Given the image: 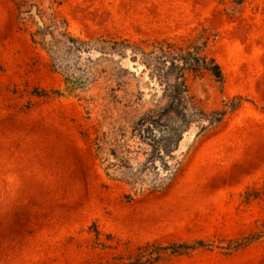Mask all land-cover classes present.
Here are the masks:
<instances>
[{
  "label": "rangeland",
  "instance_id": "1",
  "mask_svg": "<svg viewBox=\"0 0 264 264\" xmlns=\"http://www.w3.org/2000/svg\"><path fill=\"white\" fill-rule=\"evenodd\" d=\"M70 35L117 54L74 91L47 50ZM173 59L171 104L149 71ZM148 255L264 264V0H0V264Z\"/></svg>",
  "mask_w": 264,
  "mask_h": 264
},
{
  "label": "trees",
  "instance_id": "2",
  "mask_svg": "<svg viewBox=\"0 0 264 264\" xmlns=\"http://www.w3.org/2000/svg\"><path fill=\"white\" fill-rule=\"evenodd\" d=\"M91 48H94L93 46H90V44L87 41L78 39L77 37L74 36H67L66 38L62 39H57L53 40L49 46L47 47L49 56L52 60L53 66L58 71L65 79L67 88L71 90H79V89H84L88 87L91 83V76H92V71H91V63L94 61L92 57L90 56H82L83 51H87ZM134 55L132 57L134 60L137 59L136 53L133 52ZM158 55L160 56H167L168 52L167 49H165L164 46L159 47ZM180 60L183 61V64L190 68L191 70H207L209 71L218 81H220L221 84H224L225 82V73L224 70L221 66V64L217 61L215 57H208L207 55H203L199 50L195 51H188L182 57ZM158 63H161V61L153 64H144L146 65V68L149 66L151 68L154 67L151 70L154 72V75L151 74V71H149V81L151 83H155L158 80V87L162 88V94L161 97H169L171 98V104L178 99L177 95L174 94L172 95L170 91V74H171V69L173 66H176V60L173 59L171 62V65H168L167 61L159 65ZM144 68L143 71L146 70ZM148 81V82H149ZM149 82V83H150ZM152 88L156 89V86L153 84L151 86ZM157 90V89H156ZM237 98V99H236ZM236 99V100H235ZM230 103V110H235L238 107H240L243 103V100L245 98L243 96H237L235 97ZM218 117L216 118V121H221L223 115L225 114V111L219 112ZM184 137H181V139ZM179 148V147H178ZM177 148V149H178ZM159 162V163H157ZM154 167H156L161 173L162 165H161V160L156 159L153 163ZM166 172V171H165ZM262 235H259V233H252L249 234L240 240H238V245H236V248H241L244 247ZM175 244V243H173ZM181 244L186 245V250H189L193 247H190L189 242L184 241ZM151 246L157 245L158 247H161V245L158 244H150ZM174 252H179L174 250ZM159 257H151L150 255L147 256V258L144 261H140L141 258H138L139 260L135 261L136 263H130V264H151L154 261H156ZM129 264V263H127Z\"/></svg>",
  "mask_w": 264,
  "mask_h": 264
},
{
  "label": "water",
  "instance_id": "3",
  "mask_svg": "<svg viewBox=\"0 0 264 264\" xmlns=\"http://www.w3.org/2000/svg\"><path fill=\"white\" fill-rule=\"evenodd\" d=\"M38 17V16H37ZM133 53V52H132ZM132 53H127V56H125V57H122V56H119L118 55V57H120L119 59H121V61H122V65H126V64H124V61L129 57V56H131V55H133ZM100 56V55H103V56H112V57H116L117 56V54H113V53H105V52H100V51H98V50H96L95 48H91V49H89V50H87V51H83L82 52V56H84V57H86V56H90V57H96V56ZM139 57V55H137V58ZM136 61H138V59L137 60H135V62ZM141 65L143 66V69H142V73L141 74H143L145 71H143L144 70V68H146V65L143 63V62H141ZM128 68H130L128 65H126ZM147 69V68H146ZM137 73V72H136ZM157 163H159V162H157Z\"/></svg>",
  "mask_w": 264,
  "mask_h": 264
}]
</instances>
